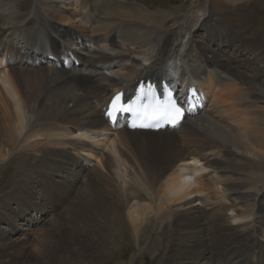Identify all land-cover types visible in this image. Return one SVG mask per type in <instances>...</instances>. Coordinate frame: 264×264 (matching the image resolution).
Instances as JSON below:
<instances>
[{
    "label": "bare ground",
    "instance_id": "bare-ground-1",
    "mask_svg": "<svg viewBox=\"0 0 264 264\" xmlns=\"http://www.w3.org/2000/svg\"><path fill=\"white\" fill-rule=\"evenodd\" d=\"M245 1L191 2L187 21L144 0H0V145H18L21 175L3 207L30 223L70 201L56 177L89 190L35 242L0 228V263L35 243L36 264H73L54 233L70 226L92 259L131 233L150 252L169 237L165 264H264V37ZM143 79L207 103L174 132L109 127L103 108Z\"/></svg>",
    "mask_w": 264,
    "mask_h": 264
},
{
    "label": "rangeland",
    "instance_id": "rangeland-1",
    "mask_svg": "<svg viewBox=\"0 0 264 264\" xmlns=\"http://www.w3.org/2000/svg\"><path fill=\"white\" fill-rule=\"evenodd\" d=\"M196 1H200L202 6L206 8L204 4L207 0H144L146 4L150 5L151 7L153 6L152 9L155 11H171L174 15L176 14L175 16L177 17L185 16L184 20H187V21L191 20L190 16L192 15V11H193L192 8L190 7V3L196 2ZM245 3L246 4L243 7V9L241 11H237L238 13L237 12L236 13L239 14L243 18H247V19L253 18L257 24V27L261 28L262 30L261 32L264 37V0H249L247 2L245 1ZM217 14H216V18L219 19V16ZM214 17H215V13L213 16H211V18L214 19ZM239 31L240 30L236 29L234 33L239 34ZM110 72H118V71L110 70ZM103 132L105 133L106 131H103ZM111 134H112L111 135L112 138L114 139L116 134L115 133H111ZM180 136L181 135H179V138ZM9 149L10 148L7 149V147H3L2 145H0L1 153L3 151V154L0 157V211L5 213V217L7 216L8 219L9 217L12 220L14 219V224L8 225L6 222V224H0V228L1 229L3 228V230L6 229L7 232L9 230H12L11 227L13 228V230L19 229V232H23L20 234L22 235L23 238L30 239V240H33V242H35L41 239L42 237V232L40 233L38 231L39 228L43 227L46 224L45 228L46 229L51 228L50 231H52L53 227H50V224L48 226V223L53 222V221H56L58 223L60 219H58L57 215L62 214V212L64 213L66 211V213L68 212L69 214H73L76 208L69 209L70 203L76 198V196L79 199H82V198L85 199V197L88 195L89 190L87 189V187L85 189L86 184H85L84 179H79V181L78 179H76V180H73V182H71L72 179H67V178L64 179L63 178L64 176L56 177L55 179L60 180V182L64 183L67 186L73 185L72 186L73 189H71L72 194L70 195V201L69 202L67 201L68 203L66 202V203H62L58 205L59 198L55 197L54 199L53 197L51 201L49 202L52 203V206L54 207V209L52 211H49L45 215H41L39 213L40 215H39L38 221H36L37 216L33 212L26 213L27 214L26 217H28V219L30 218L29 220H31L30 223L28 221L24 222L22 220H19V218H13L15 217L14 213L15 214L19 213L17 204H15L14 202H10V207L15 212H13L12 210L11 212L7 211L3 206H5L6 203H9V201H7V198H6V194H9L11 192L12 187L16 185V181L21 175H19L20 159L17 156L19 147L17 145L16 148L14 149L11 148L10 150ZM93 168L97 169L100 174L105 175L104 171L102 170L100 171V169L96 168L95 166L90 169L92 170ZM47 180H50V178L48 177ZM84 190H87V191H84ZM35 192L39 193L38 195L41 194V191L39 192L35 191ZM83 192L85 193V197L81 196ZM263 194L264 193L261 192L260 195H263ZM71 210H74V211L72 212ZM12 212L13 214H11ZM63 217L62 218L65 219L66 215ZM28 219L26 218V220ZM13 226H15L16 228ZM33 228L35 229L34 232L32 231ZM54 231H55L54 232L56 235L55 237L57 238V242L59 243V246L61 247V249L65 250V252L67 250L68 252L71 253V255H75L77 251L81 250L80 254H77L76 255L77 258H75L78 260H74L73 264H132V261H135V264H165L167 261V257L165 256V249L167 246H169L168 244L170 243V240H171L169 237H163L162 238L163 240H161V247H160L159 252L158 251L150 252L148 250L149 248L148 243L147 244L143 243L141 244V246H138L132 234L127 233L126 237L122 238V240L119 241L120 243L118 245L113 246L111 248L110 255L108 258L103 257L101 254L99 257L97 256V258L92 259L90 258L91 257L90 255L92 253H90L89 251V253L85 254L83 242H81V240L77 238V235L75 234L72 228L70 229V226L65 227L62 233H61V230L59 231L58 227H56ZM20 235L12 232V234L6 235L4 238L6 239V242H11L12 240L17 239L18 236ZM34 245L35 243H32L29 245V252L26 255L22 254L24 252H22V250L19 249L17 250L15 256H13V258H10V259L7 258L6 260L8 261H5L0 264H6V263L7 264H36L35 261L39 257L38 252H40V250H39V245H36L35 247H33Z\"/></svg>",
    "mask_w": 264,
    "mask_h": 264
},
{
    "label": "snow or ice",
    "instance_id": "snow-or-ice-1",
    "mask_svg": "<svg viewBox=\"0 0 264 264\" xmlns=\"http://www.w3.org/2000/svg\"><path fill=\"white\" fill-rule=\"evenodd\" d=\"M116 100H119L120 97L117 96L115 97ZM122 111H126V112H131V109H121ZM186 110L184 109V107L182 105L176 104V105H172L170 106L168 109H166V114L171 116L175 121H180L183 119L184 115H185Z\"/></svg>",
    "mask_w": 264,
    "mask_h": 264
}]
</instances>
